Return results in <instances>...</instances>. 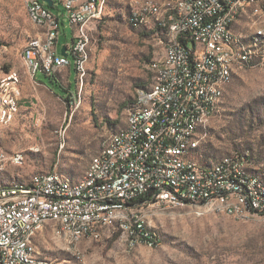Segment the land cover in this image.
I'll use <instances>...</instances> for the list:
<instances>
[{"label": "rangeland", "instance_id": "rangeland-1", "mask_svg": "<svg viewBox=\"0 0 264 264\" xmlns=\"http://www.w3.org/2000/svg\"><path fill=\"white\" fill-rule=\"evenodd\" d=\"M163 1H105L101 18L89 26L85 76L75 75V60L70 55L72 91L66 80V100L35 108L29 114L30 123L25 120L6 139L13 154H22L23 164L7 161L0 170V187L26 185L41 173L83 179L92 157L111 135L126 128L127 109L139 91L150 87L151 62L164 55L152 23L134 27L129 16L150 2ZM53 2V7L44 5L60 18L61 54L64 46L72 44L76 28L62 0ZM233 30L252 50V59L235 70L218 113L200 128L203 140L196 158L207 166L225 156L242 155L246 169L264 182V15L258 7L249 8ZM259 30L263 35L254 46ZM46 35L45 27L31 21L24 0H0L2 63L13 67L24 51L39 50L32 39L46 40ZM10 75L17 78V71ZM138 220L155 244L136 240ZM82 238L76 240L59 224L50 223L32 237L31 247L43 264H264V215L229 214L212 203L132 206L130 213L128 208L117 211L100 229L99 239Z\"/></svg>", "mask_w": 264, "mask_h": 264}, {"label": "built area", "instance_id": "built-area-1", "mask_svg": "<svg viewBox=\"0 0 264 264\" xmlns=\"http://www.w3.org/2000/svg\"><path fill=\"white\" fill-rule=\"evenodd\" d=\"M24 1L29 16L39 20V27L41 21H48L56 22L59 29V37H52L48 31L49 40H42L40 37L31 40L39 44V52L24 51L23 60L28 74L34 77L42 71L47 75H54L55 64L47 65V51L55 50V63L65 61L66 67H70L69 56L74 57V67L81 79L84 75V58L89 56V26L99 20L96 0H62L69 21L76 28L72 44L66 49L67 57H63L58 51L60 18L41 0ZM233 1L188 0L187 22L181 23L180 46L166 47L168 37L159 39L164 47V54H170V61L166 70L162 71L165 73L166 88L157 95L154 112L147 116L145 122H138L134 131L129 132L128 138L118 140V146L111 157L95 169L89 190L70 193L62 189L59 182H51V179L39 176L35 186L26 188V191L0 192V264H43L33 263L29 253H23L24 233L36 229V224L43 220V213L56 212L64 214L66 218L68 213L90 216V237L99 239L100 229L105 228L111 219H108V212H97L98 204H109V209L115 206L127 207L130 213L132 204L147 195L153 199L149 204L170 203L176 206L177 203L190 204L195 200H210L226 194L240 193L235 186L221 181L222 172L219 175H194L191 172V177H184L181 175V168L170 166V175H162L157 169V162H169V158L178 157L180 144L185 139L178 140V153L164 151V144H169L168 133L175 127V114L177 106L183 101L185 85L193 84L195 105L200 104L203 84H208V75L216 72L209 66L208 74L198 73V82L190 83L187 77L188 66H195L198 72L200 61H207L209 65V54L212 52H228V56H234L230 49L222 47V35L217 31L224 8L229 7ZM141 9L136 11L134 19L138 18ZM160 24H163V19ZM222 62L224 67H229L226 60ZM239 64L248 65L245 61ZM10 71H17V79H10ZM10 71L0 78V93H3L5 84H12V99L0 100L5 102L4 113H0V132L12 124L19 113L22 100L21 72ZM222 78L223 72H220V79ZM188 132L189 129L187 137ZM153 142H161L159 154H151ZM17 156L19 154H14L10 163L22 165L23 163H17ZM242 163L239 157L238 162L223 172L240 174ZM211 182H221V189L213 193H201V185ZM250 205L254 210H264V206L255 199L250 201ZM88 208H95V215H88ZM135 237L138 241H151L155 244L147 230H140L139 220ZM81 239L84 238L81 236L76 240Z\"/></svg>", "mask_w": 264, "mask_h": 264}, {"label": "bare ground", "instance_id": "bare-ground-1", "mask_svg": "<svg viewBox=\"0 0 264 264\" xmlns=\"http://www.w3.org/2000/svg\"><path fill=\"white\" fill-rule=\"evenodd\" d=\"M105 1L106 0H96V13L99 15V19L102 16L104 5L106 4ZM174 1L176 3H174ZM166 4H169V6H166ZM254 7H258L260 13L264 15V0H234L229 7L224 8L221 21L217 24V31L222 35V47L230 49L234 56H228V52H212L209 54V65L207 61H200L198 64V72L195 66H188L187 77L190 83L198 82V73L208 74L209 66L213 67L216 72H213L212 75H208V84H203L202 102H200V104L195 105V90L193 84L185 85L183 101L177 106V112L175 114V127L168 133L169 144H164V151L178 153V140L180 138H185L182 144H180V153H178V157L169 158V162H157V169H159L162 175H170V166L181 168V175L184 177H191V172H193L194 175H219L220 172H222L221 181L235 186V189L240 193L226 194V196H218L210 200H195L188 205L212 203L215 204L217 208L223 211L225 210L229 214H237L239 216L248 212L261 213L264 215V210H254L250 205V201L255 199L264 206V183L262 180L259 176L250 173L246 169L245 158L239 154L234 153L235 155L225 156L214 164L207 166H201L196 156L203 140L200 128L207 125L218 113L224 97L226 85L229 83L235 70L244 67V65L239 63H243L244 61L250 63L252 59V50L245 47L240 37L234 32L233 27L239 17L244 15L247 9ZM134 14H136V12L133 13V16ZM187 16L188 0H164L163 3L150 2L144 6L139 12L136 21L141 24L156 21L164 29L165 37H168V40H166V47H174L180 46L181 23L187 22ZM30 19L35 24L39 25V20L36 17H30ZM162 19L163 24H160ZM41 26L47 29L46 40H49V33L52 34V37H58L56 22L41 21ZM262 35L263 32L259 30L257 35L253 38L254 46L258 43ZM35 52H39V50ZM87 58L88 57L84 58V75L82 78L86 74L85 63ZM222 60H226L229 67H224V62H222ZM169 61L170 54H164L161 58L151 62L149 66L152 72L150 87L147 90L139 91L135 106L127 109L128 118L126 128L111 135L104 143L99 153L92 157L83 179L80 181H73L58 173H41L34 175L26 185L20 187H0V192L8 190L26 191V188L35 186L39 176H42V179H51V182H59L61 188L70 193H81L83 190H89L91 181L95 176V169L100 163H104L105 159L111 157V154L118 146V140L128 138L129 132L134 131L138 122H145L147 116L154 112L157 95L166 88L165 73H162V71L166 70ZM47 65H54L55 71L58 67H66V62L57 61L55 63V50H48ZM220 72H223L222 79H220ZM10 79L17 78L10 75ZM11 99L12 84H5L3 93H0V100ZM4 110L5 102L0 101V113H4ZM187 129H189L188 137ZM160 151L161 142H153L151 145V154H159ZM17 154H19V156H17V163H20L23 160V156L21 153ZM239 157L243 162L242 167H240V174L223 172L225 169H229L238 162ZM13 159L14 155L8 158L0 149V170L5 166L7 161L11 162ZM219 189H221V182H211L207 185H201V193H213L217 192ZM177 205H187V203H177ZM126 208L127 207L123 206H115L109 209V204H98L97 212H108V219H112L117 211H122ZM88 215H95V208H88ZM50 223L59 224L62 231L69 234L72 238L92 235L90 216L79 213H68V218H66L64 214L56 212L43 213V220L41 223L36 224V229L24 233L23 253H29V256L33 259V263L41 262L32 250V237ZM140 230H144L142 224H140Z\"/></svg>", "mask_w": 264, "mask_h": 264}, {"label": "crops", "instance_id": "crops-1", "mask_svg": "<svg viewBox=\"0 0 264 264\" xmlns=\"http://www.w3.org/2000/svg\"><path fill=\"white\" fill-rule=\"evenodd\" d=\"M4 62H10V60L5 59ZM13 64L14 66L10 67V65L0 61V78L4 75V73L10 70H18L21 72L22 76V100L20 102L19 113L12 124L0 132L1 149L6 156L14 155V151L6 145V139L12 137L14 133H16L21 123L25 122V120L26 122L29 121L28 117L31 111L37 107L47 108L52 105L56 99L66 100L67 95H69L67 89L63 86L66 80L69 82L70 91H72V84L70 82L72 76V66L69 68L58 67L56 71H54L55 74L51 76H47L40 71L41 75L36 74L32 77L26 70L25 62L22 56L19 57L17 63L14 62ZM75 75H77L76 71ZM59 90L63 91V95H60Z\"/></svg>", "mask_w": 264, "mask_h": 264}, {"label": "trees", "instance_id": "trees-1", "mask_svg": "<svg viewBox=\"0 0 264 264\" xmlns=\"http://www.w3.org/2000/svg\"><path fill=\"white\" fill-rule=\"evenodd\" d=\"M53 6H54V2H53ZM52 6V7H53ZM129 23L132 25V26H134V27H137V26H143V25H147V24H149V23H152V30L153 31H155V32H152L154 35H156L158 38L160 37V38H162V39H164V37H165V35H164V29L156 22V21H151V22H149V23H146V24H141V23H139L138 21H136V19H134V16H133V13L131 14V19H130V16H129ZM65 48L67 49V46H65ZM75 68V67H74ZM75 71H76V69H75ZM44 73V72H43ZM77 73V72H76ZM45 74V73H44ZM47 75V74H46ZM47 76H51V75H47ZM233 76V75H232ZM231 80V79H230ZM230 82V81H229ZM228 85V84H227ZM226 85V86H227ZM149 88V87H148ZM147 88V89H148ZM147 89H145V90H147ZM135 104H136V101L133 103V105H131L129 108H131V107H133V106H135ZM128 108V109H129ZM240 156H242V155H240ZM243 157V156H242ZM261 179V178H260ZM262 180V179H261ZM263 182V181H262ZM264 183V182H263ZM153 202V199H151V197H150V195H147V196H145V197H142L141 199H139L138 201H136V202H134L133 204H132V206H134V207H138V206H140V204H145V205H141V206H146V205H148L149 203H152ZM144 229V228H143Z\"/></svg>", "mask_w": 264, "mask_h": 264}, {"label": "water", "instance_id": "water-1", "mask_svg": "<svg viewBox=\"0 0 264 264\" xmlns=\"http://www.w3.org/2000/svg\"><path fill=\"white\" fill-rule=\"evenodd\" d=\"M44 3H46L49 7H52L53 6V0H42ZM61 55L63 57H67L68 56V53L66 52V48L63 47L62 50H61Z\"/></svg>", "mask_w": 264, "mask_h": 264}]
</instances>
